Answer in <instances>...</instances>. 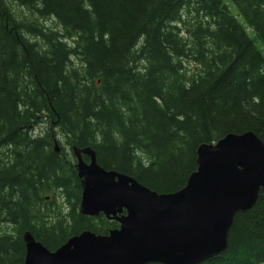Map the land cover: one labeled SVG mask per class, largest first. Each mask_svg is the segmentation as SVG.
I'll return each mask as SVG.
<instances>
[{"label": "trees", "instance_id": "trees-1", "mask_svg": "<svg viewBox=\"0 0 264 264\" xmlns=\"http://www.w3.org/2000/svg\"><path fill=\"white\" fill-rule=\"evenodd\" d=\"M230 1L243 23L225 0H0V224L14 229L0 232V264L24 260L25 230L56 249L81 229L119 226L74 207L70 225L38 221L37 200L62 186L74 206L80 190L43 140L54 133H35L43 116L158 193L185 186L202 143L246 131L264 142V55L247 31L264 46V0ZM200 264H264L263 189L236 214L227 249Z\"/></svg>", "mask_w": 264, "mask_h": 264}, {"label": "water", "instance_id": "water-1", "mask_svg": "<svg viewBox=\"0 0 264 264\" xmlns=\"http://www.w3.org/2000/svg\"><path fill=\"white\" fill-rule=\"evenodd\" d=\"M74 153L81 213H103L119 226L107 234L84 230L56 249L27 230L19 264H200L227 249L236 214L253 208L264 190V142L253 131L200 144L196 170L183 188L169 193L105 169L91 147L74 146ZM117 212L123 216L115 217Z\"/></svg>", "mask_w": 264, "mask_h": 264}, {"label": "flooded vegetation", "instance_id": "flooded-vegetation-1", "mask_svg": "<svg viewBox=\"0 0 264 264\" xmlns=\"http://www.w3.org/2000/svg\"><path fill=\"white\" fill-rule=\"evenodd\" d=\"M44 141H48L52 144V149L55 151V143H58L59 145V151L57 153H62L61 156L65 159V162L68 163L69 165H71L75 172H76V180L78 181L80 190L78 191V199L75 202V205L73 206L71 200H69L65 189L61 186V187H55L54 189H52V191L45 195L44 199L40 198L39 200H37L35 202V207L33 208L35 210V212L37 213L38 216V221H54L53 223H57L58 222V215L60 216H64V223H67L68 225H70L72 223V219H71V212L73 210V207L75 208V212L79 215H82L84 218H88V219H103V221L105 222H110V223H117L118 221L113 218V217H107L105 214L101 213L100 215L96 216V217H91L88 215H85L83 213H81L80 211V205H81V199H82V192H83V188H82V184H81V180L78 176V171H77V158L75 156L74 153V146L71 144V138L70 137H66V136H51L50 138H43ZM56 152V151H55ZM82 157L84 159L85 162L89 163L90 162V158L84 154H82ZM123 213H119L117 212V214L115 215V217H121L123 216ZM50 219V220H49ZM99 220H97V222H99ZM56 225V224H55ZM87 230V229H81L79 231H77L76 233L71 234L70 237L80 234L82 231ZM27 231V230H25ZM24 231V232H25ZM69 237V238H70ZM68 238V239H69Z\"/></svg>", "mask_w": 264, "mask_h": 264}, {"label": "rangeland", "instance_id": "rangeland-1", "mask_svg": "<svg viewBox=\"0 0 264 264\" xmlns=\"http://www.w3.org/2000/svg\"><path fill=\"white\" fill-rule=\"evenodd\" d=\"M227 1V2H226ZM226 5L228 6V8L230 9L231 13L233 15H235L242 23L244 22L243 18L239 15V10L237 8V6L230 0H225ZM230 5V6H229ZM12 10L15 11L16 13H23L28 17H34V15L27 10L22 8L21 6L17 5V4H12ZM195 13H193V16H190L189 20L192 21V19L194 18ZM193 17V18H192ZM40 21L44 24H46L49 27H52L54 29L60 30V27L55 23L54 20L51 19H44L41 18ZM249 36L253 39V41L255 42L256 46L261 50V52L264 55V46L262 45L261 41L258 39V37L256 36L255 32L248 27L247 29ZM75 60V64L79 65V61ZM187 68L190 70V72L196 71L197 70V66L195 63L191 62V61H186L185 62ZM42 122L37 123L36 128H35V133H39V132H53L55 136H63L62 133L59 132V130L57 129V127L55 125L52 124V121L49 119V117L47 116H43L42 117ZM50 120V121H49ZM50 220V219H49ZM54 221H49L50 225L53 223ZM55 224V223H53ZM13 227L12 226H6V225H1L0 224V232L3 231H8V232H13Z\"/></svg>", "mask_w": 264, "mask_h": 264}]
</instances>
